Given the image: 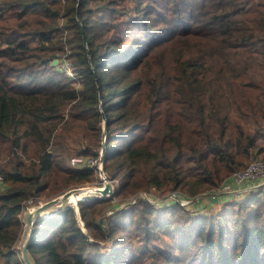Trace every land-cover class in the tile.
Returning a JSON list of instances; mask_svg holds the SVG:
<instances>
[{
    "label": "trees",
    "instance_id": "trees-1",
    "mask_svg": "<svg viewBox=\"0 0 264 264\" xmlns=\"http://www.w3.org/2000/svg\"><path fill=\"white\" fill-rule=\"evenodd\" d=\"M105 1L0 0V264H23L15 246L31 197L53 198L95 181L93 169L75 170L67 160L76 127H83L84 138L94 136L101 150L106 118L104 169L122 177L123 196L167 188L182 197L208 193L217 201L235 172L264 160V0H174L163 32L152 25L163 21L153 19L155 6L136 0L142 19L121 22L169 34L156 44L174 41L168 60L178 85L173 102L164 110L165 104L150 107L141 122L132 100L142 82L130 77L150 45L134 37L129 48L116 47L125 29L105 21L102 13H117L115 1L98 5ZM65 59L82 87L57 70ZM169 92L165 87L161 97L155 94L151 105ZM141 129L147 136L130 139ZM84 148L76 151L99 156ZM254 194L229 212L238 218L193 217L171 201L168 213H182L177 223L164 211L150 219L164 208L145 200L131 206L82 201L79 215L65 208L42 216L29 251L35 264H264V190ZM108 211L105 232L100 219ZM100 238L110 242L105 254L93 242Z\"/></svg>",
    "mask_w": 264,
    "mask_h": 264
},
{
    "label": "rangeland",
    "instance_id": "rangeland-1",
    "mask_svg": "<svg viewBox=\"0 0 264 264\" xmlns=\"http://www.w3.org/2000/svg\"><path fill=\"white\" fill-rule=\"evenodd\" d=\"M110 1H115L114 4H117V6L115 7V9L117 10V13H110V14H106V12L102 13L101 15H106V17L104 19H106L105 21L109 24H112L115 28L116 25L118 27H123L125 30V32H123L121 35H123V39L116 37L115 40L118 43L116 47H118L119 49L122 47H130L131 45V40L136 37H142L143 44H147L150 45V48L146 51L145 55H141L138 57L137 60V67L136 70L133 72L132 76L130 77L131 80L136 79L142 82V86L140 87V89L137 91V94H135L134 99L132 100L133 102V113L134 115H136L138 122H141L142 119L146 118V116L149 115L148 109L151 107V111H155L156 109H158L159 105L161 104H165V106L162 108V110H164L166 107H168L170 104L173 102V98L175 97V94L178 93V85L177 86H173L174 83V72L173 70H169V60L168 58L172 59L173 57V42L174 41H167L165 43H158L156 44V40L158 37H167L169 36V34H159L161 32H148V30H144L145 26H141V25H136L133 26L132 24H122L121 21H123L126 17H134V16H139L141 18L142 15V11L138 8V3L136 0H106L105 2H101L98 5H104L107 2ZM173 2L174 0H170V2H168V0H157V3H155L154 1L149 2V1H143V4H151L155 6V9L151 12L152 13V17L153 19H160L163 21H159L156 22L153 25L154 28H158V29H162L161 31H165L168 29V27L166 26L171 17V14L169 12V8H172L173 6ZM95 7V6H94ZM169 7V8H168ZM123 12H127L128 15L126 14H122ZM141 15V16H140ZM142 19V18H141ZM144 20H148V22L150 23V18H148V15L144 17ZM117 30V29H116ZM116 30L113 32L112 36L118 35V33L116 32ZM134 42H136V39L134 40ZM84 43L86 44L85 46H87V42L84 41ZM141 43V44H142ZM183 41H180L179 46L176 49H181V47L183 46ZM136 47H139L135 44ZM138 49V48H137ZM143 49V48H142ZM145 49V48H144ZM144 49L142 51V54L144 52ZM175 49V50H176ZM71 63H73L71 60H63L60 61L57 65L58 68L61 69H57L58 71H60V73L65 74L69 79H73L72 82L74 84L75 87H82L81 86V78L75 73L74 68L72 67ZM260 71L262 70V68H258ZM177 73V72H176ZM163 74H166L165 76H162ZM172 77V80H170L169 84H166L165 80L168 76ZM162 84L161 90H160V85ZM165 87H168L169 89V93L168 96H166L165 98H163L162 102L159 104H155L154 106L151 105V101L153 99V97L155 96V94L159 93V96H162V93H164L165 91ZM169 97V98H167ZM137 99L139 101V103L137 102ZM172 99V100H171ZM66 116H68V108L64 111ZM163 118V115H160L159 117V122L161 123V120ZM143 124H145V120L143 122ZM104 125V123H103ZM247 128H250V125H246ZM251 128H253V126H251ZM144 135L147 136V132L143 129L135 131L131 134L130 139H132L133 137L137 136V135ZM70 135V134H67ZM66 135V136H67ZM103 136V134H102ZM107 136V134H106ZM84 129L83 127H76V131L71 133V138H69L68 141V145L70 148V152H69V156L67 157V160H71L73 157H83L87 160L89 159H97L98 161H100V155L102 152V147L101 150L99 149V145L96 143V139H94V136L89 135L87 138H84ZM129 139V141H130ZM101 143L103 145V140L101 137ZM81 144H83V146H81ZM91 146L94 151H99V156H92V155H82V154H78V152L76 151V148L78 149H86L84 148V146ZM81 146V147H80ZM255 160H261L264 162V160H262V157L255 159ZM255 160H250L246 163L245 167L242 168L241 170L245 169L250 163L254 162ZM28 161V160H27ZM104 161L102 163V170H100L97 166L96 169H93L95 172V181L92 183H84L81 185H74L72 186V188L68 191H73V190H80L78 193H76V195H81L85 196L83 198H81L82 201H88V200H109L112 204L114 205H119V204H124V206H131V205H136L138 204V202L140 200H145L147 201L149 204L153 205L154 207H162L164 209H159L158 212H153L152 215L149 216L150 219L154 220L153 217L155 215H158L159 213H162L163 211L168 213V208L166 207H172L174 204H178L180 207L186 209L188 211L189 214L194 215L193 217H206L208 220L212 218H220L223 219L226 216H229V212H231L233 207H236L237 205H240L241 203L243 205H245L246 203H249L250 198L255 195L254 193H257L259 191H261L262 187L261 186V180L259 181H255V182H251L253 183L251 186L248 187H240V188H229V189H223L221 188L218 192V194H216L217 196H223L224 198H220V200H210V194L208 193H202L200 195H197L195 197L193 196H188L187 198H183L180 194L177 195V191H168L167 188L164 189H159L157 190L156 188H151L150 190H147L146 188H142L139 189L135 192H132L130 194H128L127 196H123L121 193V182H122V177H118L115 178L112 176V174H108L105 169H104ZM93 167V168H94ZM87 167H84L82 169H85ZM75 170H78L77 168H74ZM233 176V175H232ZM232 176L230 177L229 181L231 180ZM141 183V181H139ZM109 183L111 185V189H112V193L109 195H103V196H99V194L97 193L96 190L98 189H103L105 187V184ZM87 190H92V193H88ZM68 191H66L65 193H67ZM64 194V193H63ZM61 194V195H63ZM61 195H58L56 197H51V198H45V196L43 197H39L38 200L34 199V197H31L27 203L30 200H35L32 204L28 205L31 206V208H34L36 206H38L41 203H46L48 201L54 200L58 197H60ZM91 195V196H90ZM88 196V197H86ZM94 198V199H93ZM247 201H243L246 200ZM249 199V200H248ZM80 201V202H82ZM171 201H174L175 203L172 204ZM183 201V202H182ZM230 202V203H229ZM186 203V204H183ZM226 206L228 207L227 211H224V208ZM255 207L258 205H254ZM157 207V208H158ZM70 208L74 209L75 212L79 215V202H77V206H71ZM65 209V208H64ZM63 210V209H62ZM78 210V211H77ZM55 211H60V210H56V206H52L48 209H46L43 214L44 215H49L50 213H54ZM112 211H108L104 218L100 219V223H102L103 226V230L106 232L107 228L106 225L104 223L105 217L108 214H111ZM169 216L172 219H176V221L174 223L180 222L179 220V216L182 213H168ZM229 217L232 218H238L235 214H231ZM22 223H23V227H25V218L24 215L22 216V218H20ZM191 219V218H190ZM262 219V218H261ZM237 220V219H236ZM135 223H131V225H129V228L131 229L135 224ZM234 224H237V222H235ZM22 227V228H23ZM217 227H219L217 225ZM216 227V228H217ZM210 228V226H209ZM23 232V231H22ZM156 235V232H154ZM22 236V235H21ZM108 237V236H107ZM173 237H167L166 239H170ZM43 237L40 238L37 237L36 242L41 244L43 241ZM20 240L19 239L17 245L15 246V252L16 255L19 259L20 263H23L22 261V256H21V251L19 249V244H20ZM93 242H99V244L103 247L102 250L100 251L102 254H105L108 252V248L110 245L109 239H104V238H100L99 241L93 240ZM133 244L135 246H138V241L136 239H134ZM178 248H176V250H173V253L177 252ZM190 256L193 255V253H188ZM33 258V256H32ZM4 264V263H3ZM24 264V263H23Z\"/></svg>",
    "mask_w": 264,
    "mask_h": 264
},
{
    "label": "water",
    "instance_id": "water-1",
    "mask_svg": "<svg viewBox=\"0 0 264 264\" xmlns=\"http://www.w3.org/2000/svg\"><path fill=\"white\" fill-rule=\"evenodd\" d=\"M104 125H103V145H102V152L100 155V163L102 164L105 158V153H106V134H107V127H106V118L103 117ZM80 190H71L68 191L67 193H64L60 197L48 201L46 203H41L38 206L29 209L25 212L24 218H25V227H23V232L19 244V249L21 251V256H22V261L24 264H35L34 259L32 258V255L29 251V246L32 242L33 235H34V226L35 223L42 218V216H47L44 215L43 212L52 207L56 206V210H62L64 208H70L71 206H77V202L71 203L70 198L72 194L78 193ZM97 193L100 196L103 195H109L112 193L111 185L109 183L105 184V187L103 189H98L96 190ZM82 201V200H80ZM78 201V202H80ZM78 211V210H77ZM79 213V212H78ZM50 213L49 215H51ZM101 222V221H100Z\"/></svg>",
    "mask_w": 264,
    "mask_h": 264
},
{
    "label": "built area",
    "instance_id": "built-area-1",
    "mask_svg": "<svg viewBox=\"0 0 264 264\" xmlns=\"http://www.w3.org/2000/svg\"><path fill=\"white\" fill-rule=\"evenodd\" d=\"M56 1L65 2V0H56ZM69 165L77 169H82L84 167H87L89 169H96V167L94 166H97L100 170H102V164L97 159L87 160L83 157H73L69 161ZM231 179L233 180L234 185H237V186L243 185L244 183H247V182H255V181L261 180L260 187L264 188V162L261 160H255L254 162L250 163L245 169L235 172ZM3 181H4V175L0 170V184ZM232 187L231 185H228L226 183L225 185H223L222 188L226 190ZM183 198H187V197H183ZM33 202L34 200H30L28 203H26V208L20 214V218H22V216L25 214L27 210L32 209L31 208L32 205L31 206H28V205L32 204ZM183 204H186V203H183Z\"/></svg>",
    "mask_w": 264,
    "mask_h": 264
},
{
    "label": "crops",
    "instance_id": "crops-1",
    "mask_svg": "<svg viewBox=\"0 0 264 264\" xmlns=\"http://www.w3.org/2000/svg\"><path fill=\"white\" fill-rule=\"evenodd\" d=\"M228 185H231V186H233L234 188H240V187H248V186H251L253 183H251V182H247V183H244L243 185H239V186H237V185H234V182H233V180L231 179L228 183H227ZM210 200H216V198L215 197H212V196H210V198H209Z\"/></svg>",
    "mask_w": 264,
    "mask_h": 264
},
{
    "label": "bare ground",
    "instance_id": "bare-ground-1",
    "mask_svg": "<svg viewBox=\"0 0 264 264\" xmlns=\"http://www.w3.org/2000/svg\"><path fill=\"white\" fill-rule=\"evenodd\" d=\"M88 193H92L93 191L92 190H87ZM84 196H85V193H84ZM84 196H82V194L80 195H75V194H72L71 198H70V202L71 203H75V202H78L81 200V198H83ZM91 196V195H90ZM88 197V196H86ZM94 199V198H93Z\"/></svg>",
    "mask_w": 264,
    "mask_h": 264
}]
</instances>
